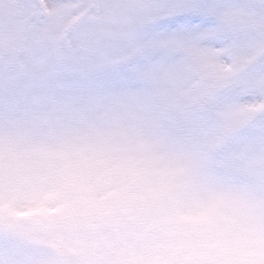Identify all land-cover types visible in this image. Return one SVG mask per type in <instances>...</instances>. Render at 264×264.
Returning <instances> with one entry per match:
<instances>
[{"label":"clouds","instance_id":"1","mask_svg":"<svg viewBox=\"0 0 264 264\" xmlns=\"http://www.w3.org/2000/svg\"><path fill=\"white\" fill-rule=\"evenodd\" d=\"M0 0V264H264V0Z\"/></svg>","mask_w":264,"mask_h":264},{"label":"snow or ice","instance_id":"2","mask_svg":"<svg viewBox=\"0 0 264 264\" xmlns=\"http://www.w3.org/2000/svg\"><path fill=\"white\" fill-rule=\"evenodd\" d=\"M169 19L165 20L164 26L177 31L193 30L197 32H215L220 27H226V22L214 26L212 21L202 14L198 7L189 5L186 0H173L170 5Z\"/></svg>","mask_w":264,"mask_h":264}]
</instances>
